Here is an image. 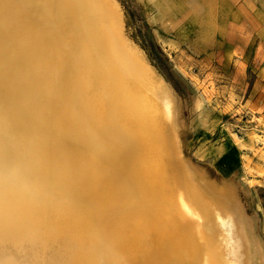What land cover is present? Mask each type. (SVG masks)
I'll use <instances>...</instances> for the list:
<instances>
[{
    "label": "rangeland",
    "instance_id": "rangeland-1",
    "mask_svg": "<svg viewBox=\"0 0 264 264\" xmlns=\"http://www.w3.org/2000/svg\"><path fill=\"white\" fill-rule=\"evenodd\" d=\"M45 1L0 0V6L5 4V26L22 28L23 35L15 34L20 39L34 35L43 62L49 56L41 63L45 66L40 71L43 91L39 90L50 91L62 104L60 113L66 122L84 134V148L74 147L69 154L62 151L70 158L59 162L56 174L37 183V189L52 182L54 188L46 192L57 201L74 188L101 192L106 182L100 178L95 179L96 186L93 183L97 182L84 181L88 174L84 164L100 156L108 158L121 180L133 186L135 178L130 180L125 173L135 142L123 130L124 126H141L137 108L143 103L149 120L157 126L156 136L172 140L176 158L184 164L204 203L213 209L214 218L207 223L215 227V239L236 245L239 262L226 259L232 264H264V0H110L118 19L115 44L93 4L94 13L87 9L84 14L63 12L69 0H59L61 5L53 0L48 6ZM226 14L228 19L223 18ZM153 48L164 56L187 91H177L156 67L150 54ZM83 126L90 127L89 133ZM18 160L9 158L3 171ZM30 167L37 171L35 164ZM164 175L167 193L175 195L166 205L177 210L182 172L169 165ZM10 184L13 190L8 195L16 197L20 183ZM23 184L28 186L26 181ZM103 203L106 219L114 211L128 209L124 201L114 202L113 196ZM179 220L182 223L183 217ZM133 222L126 216L118 226L129 241L119 258L144 264L148 255L156 254L147 242L152 232L147 235ZM173 222L178 236H184L185 228L178 220ZM97 225L101 229L100 218ZM66 239L54 240V247ZM14 243H0V261L1 251L6 258L20 254L40 260L39 250L29 249L33 245L29 241L24 240L22 246Z\"/></svg>",
    "mask_w": 264,
    "mask_h": 264
},
{
    "label": "bare ground",
    "instance_id": "bare-ground-1",
    "mask_svg": "<svg viewBox=\"0 0 264 264\" xmlns=\"http://www.w3.org/2000/svg\"><path fill=\"white\" fill-rule=\"evenodd\" d=\"M52 2L45 1V6ZM55 2L62 4L59 0ZM91 4L97 9L102 20L100 22L109 26L107 29L111 31L115 44L118 40V19L110 0H69L63 12L86 14L88 9L93 14ZM4 5L0 6V243L6 241L16 245V242L17 246H22L21 243L27 240L33 244L29 249L35 248L41 255L40 260L28 256L29 261L20 254L6 258L1 251L0 264H118L119 261L127 264L131 261L126 262L119 257L121 248L129 241L122 237V229L118 228L126 216L145 229L144 233H154L153 236L158 239L157 242L151 235L148 236L150 241L147 242L156 254L148 255L144 264H232L226 259L227 256L238 261L236 245L215 239V227L207 223L214 218L213 209L204 203L184 170V164L176 158L172 140L156 136L157 126L149 120L148 109L144 108L143 103L141 108L135 106L139 111L137 120L141 126H124L123 130L135 142L131 167L125 173L130 180L135 178L133 186L127 179L121 180V173L112 169L116 166H109L108 158L100 156L92 163L84 164L88 171L84 181L97 182L95 179L100 178L106 182V187L101 184L104 187L101 192L92 190L86 193L74 188L71 193L65 191L66 195L57 201L56 197L49 195L51 192H46L54 188L52 182H45L46 186L37 189V183L56 174L59 162L70 158H65L62 151L68 150L69 154L74 147L78 151L79 147L84 148V134H78L66 122L63 112L60 113L62 104L54 98L53 93L44 91V94L39 90L43 85L40 71L45 66L41 63H46L49 56L43 62V51L36 47L34 35L20 39L15 34L23 35L22 28H13V24L5 26ZM66 21L69 23L70 18ZM135 104L138 105L139 101ZM84 129L89 133V126ZM13 142L17 144L13 145ZM83 152L81 155L85 154ZM9 158L19 160L4 172L3 164ZM30 163L35 164L37 171L30 167ZM169 165H175L182 172L177 210L166 205L175 196L166 190L164 170ZM89 168L94 171L90 175ZM80 178L83 179V174ZM10 183H20L16 197L11 195L13 189L8 186ZM93 184L96 186L98 182ZM22 194L28 196L23 199ZM111 196L118 204L124 201L128 209L114 211L106 219V208L102 204ZM56 209H60L57 215L54 214ZM172 215L176 218L173 221L178 220L181 228H185L184 236H178L179 230L175 229ZM180 215L183 217L182 223ZM99 218L101 229L97 225ZM126 227L123 226V229ZM62 237L68 240L54 247V240ZM163 240L168 241L165 243ZM4 245L6 243L1 246ZM21 251L24 252L23 249Z\"/></svg>",
    "mask_w": 264,
    "mask_h": 264
},
{
    "label": "trees",
    "instance_id": "trees-1",
    "mask_svg": "<svg viewBox=\"0 0 264 264\" xmlns=\"http://www.w3.org/2000/svg\"><path fill=\"white\" fill-rule=\"evenodd\" d=\"M154 50L150 53L153 57L154 60L156 61V67L165 72L167 75L168 79L174 84V87L176 88L177 91H187L186 86L182 82L181 78H179L175 72L172 70V68L167 64L166 59L164 56L159 52L158 49L153 48Z\"/></svg>",
    "mask_w": 264,
    "mask_h": 264
},
{
    "label": "crops",
    "instance_id": "crops-1",
    "mask_svg": "<svg viewBox=\"0 0 264 264\" xmlns=\"http://www.w3.org/2000/svg\"><path fill=\"white\" fill-rule=\"evenodd\" d=\"M218 8V7H217ZM216 11H217V9H216ZM212 12V11H211ZM216 13V12H215ZM216 16V14H214V16H212L213 18ZM228 15L226 14V16H224L223 18H226V19H228ZM227 30H228V28H227ZM227 34V33H226Z\"/></svg>",
    "mask_w": 264,
    "mask_h": 264
}]
</instances>
